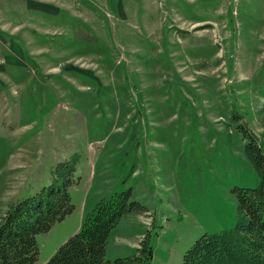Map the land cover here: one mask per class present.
Masks as SVG:
<instances>
[{
	"label": "rangeland",
	"instance_id": "374dc122",
	"mask_svg": "<svg viewBox=\"0 0 264 264\" xmlns=\"http://www.w3.org/2000/svg\"><path fill=\"white\" fill-rule=\"evenodd\" d=\"M76 1L0 0V218L68 161L75 209L38 234L37 264L127 188L146 210L113 229L108 264L145 236L153 264H180L260 182L241 124L264 149V0Z\"/></svg>",
	"mask_w": 264,
	"mask_h": 264
},
{
	"label": "trees",
	"instance_id": "16d2710c",
	"mask_svg": "<svg viewBox=\"0 0 264 264\" xmlns=\"http://www.w3.org/2000/svg\"><path fill=\"white\" fill-rule=\"evenodd\" d=\"M247 142L246 157L259 175L257 187H236L237 221L233 228L204 233L184 253L180 264H264V149L248 126L241 124ZM76 167L57 164L52 180L35 194L12 203L0 218V264H37V236L70 215L75 205L71 187ZM146 206L127 188L99 201L86 215L79 230L43 264H108V243L122 217ZM150 236L141 240L135 253L117 258L114 264H153Z\"/></svg>",
	"mask_w": 264,
	"mask_h": 264
},
{
	"label": "crops",
	"instance_id": "0c3cea01",
	"mask_svg": "<svg viewBox=\"0 0 264 264\" xmlns=\"http://www.w3.org/2000/svg\"><path fill=\"white\" fill-rule=\"evenodd\" d=\"M8 1V0H7ZM15 5L28 7V6H35L38 9L45 8L46 6H52L56 0H13ZM70 3L71 5H74L75 3H78L76 0H62ZM43 10V9H42Z\"/></svg>",
	"mask_w": 264,
	"mask_h": 264
}]
</instances>
